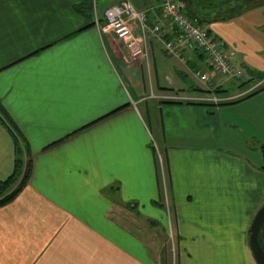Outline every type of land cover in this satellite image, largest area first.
Here are the masks:
<instances>
[{
  "label": "crops",
  "instance_id": "crops-1",
  "mask_svg": "<svg viewBox=\"0 0 264 264\" xmlns=\"http://www.w3.org/2000/svg\"><path fill=\"white\" fill-rule=\"evenodd\" d=\"M122 1L0 0V108L11 123L0 122V182L15 171L10 130L32 161L0 208V264H150L132 248L160 259L175 239L177 264H207L208 246L245 252L264 206V98L219 105L254 92L264 72V6L204 25L249 74L231 95V78L199 52L169 56L149 34L148 55L131 58L98 17ZM129 1L176 39L159 0ZM165 200L175 229L162 243L142 217L158 228Z\"/></svg>",
  "mask_w": 264,
  "mask_h": 264
},
{
  "label": "built area",
  "instance_id": "built-area-1",
  "mask_svg": "<svg viewBox=\"0 0 264 264\" xmlns=\"http://www.w3.org/2000/svg\"><path fill=\"white\" fill-rule=\"evenodd\" d=\"M159 2L163 17L178 34L173 41L164 39L161 25L149 27L146 14L137 10L129 0H124L105 11L106 25L102 30L111 32L116 40L125 46L133 59L148 55L146 41L150 34L164 43L165 52L169 56L179 58L184 51L199 52L206 57L215 76L231 79L243 77L244 72L232 62L233 54L211 37L208 27L195 25L184 14L178 0H159ZM195 77L202 83L210 82L209 77L201 71H196Z\"/></svg>",
  "mask_w": 264,
  "mask_h": 264
},
{
  "label": "trees",
  "instance_id": "trees-1",
  "mask_svg": "<svg viewBox=\"0 0 264 264\" xmlns=\"http://www.w3.org/2000/svg\"><path fill=\"white\" fill-rule=\"evenodd\" d=\"M185 4L184 14L195 24L204 26L215 21L228 20L233 17L241 16L247 11L264 6L262 0H181ZM202 56H204L202 54ZM205 57V56H204ZM206 58V57H205ZM264 81V72L256 73L255 78ZM260 88V87H259ZM256 88L251 94L235 102H223L219 106H227L238 103L242 100L253 97L263 91V88ZM0 122L3 125L9 123L5 113L0 108ZM7 123V124H6ZM11 127V126H10ZM16 147L17 160L15 171L6 181L0 182V208L10 204L21 193L26 186L32 169V161L29 159L27 151L21 146L18 138L10 130ZM263 165L261 171L264 173V144L261 146Z\"/></svg>",
  "mask_w": 264,
  "mask_h": 264
},
{
  "label": "rangeland",
  "instance_id": "rangeland-1",
  "mask_svg": "<svg viewBox=\"0 0 264 264\" xmlns=\"http://www.w3.org/2000/svg\"><path fill=\"white\" fill-rule=\"evenodd\" d=\"M264 1V0H262ZM103 13H104V9H102L100 6L98 8V17L99 19H101L102 21V25L105 24V20L102 19L103 18ZM262 31H264V27H262ZM215 35V34H214ZM212 34V36H214ZM248 75L246 74L244 77H240V78H233L231 79L232 81H230L228 84L224 85V90L227 91L229 94H233V90H235L237 88V86L239 84H241L242 82H245L248 80ZM256 82L254 84H251L250 87L252 88H259L258 90H260L261 88H263V91H261L260 93L254 95L253 97L256 96H262L261 94H263V98H264V84L262 82V80L260 78H256L255 80ZM258 83H262L261 85H258L257 87H255ZM253 89V90H254ZM262 146V145H261ZM261 146H256L255 148L258 149L261 152ZM262 156V154H261ZM164 206H165V210L163 211V217L160 218L159 216L157 217L158 221H159V227L155 228L152 227L148 220H151V222H155V220H153V218L151 217H142V228H146V231L149 233H155L159 235V237L161 238L162 243H166V236L167 235H171V230H174L175 228H169V217H171V211H170V207H168L166 205V200L164 201ZM250 229L248 228V232L245 234L246 236V242H245V252H243V250L239 249V247L234 248L231 246H222V247H218V248H214V247H207V264H255V261L252 258V254L250 252V248H249V238H250ZM150 241V240H149ZM160 243V240H157ZM174 248V249H173ZM176 249V239L173 241L171 240V242L168 244V247H166V245L163 244V248L161 251V255L159 256L160 259H154L153 256L151 257L148 253V255L146 256L144 254L143 251H139V249L133 247L132 250L140 255L142 258L146 259L147 261L150 262V264H177V252L175 251ZM246 250L249 251L250 255H247ZM236 254V259L237 261L234 262L232 255ZM243 256V258H241V256ZM161 261V262H160Z\"/></svg>",
  "mask_w": 264,
  "mask_h": 264
},
{
  "label": "water",
  "instance_id": "water-1",
  "mask_svg": "<svg viewBox=\"0 0 264 264\" xmlns=\"http://www.w3.org/2000/svg\"><path fill=\"white\" fill-rule=\"evenodd\" d=\"M264 223V206L256 214L250 229L249 248L256 264H264V250L259 242V234Z\"/></svg>",
  "mask_w": 264,
  "mask_h": 264
},
{
  "label": "flooded vegetation",
  "instance_id": "flooded-vegetation-1",
  "mask_svg": "<svg viewBox=\"0 0 264 264\" xmlns=\"http://www.w3.org/2000/svg\"><path fill=\"white\" fill-rule=\"evenodd\" d=\"M182 3H183V1H181ZM249 235H251V233L249 234ZM259 242H260V245H261V247L263 248V250H264V223H263V225H262V227H261V231H260V234H259ZM251 252V251H250ZM253 257V256H252ZM254 260V259H253ZM255 261V260H254ZM255 264H256V262H255Z\"/></svg>",
  "mask_w": 264,
  "mask_h": 264
}]
</instances>
